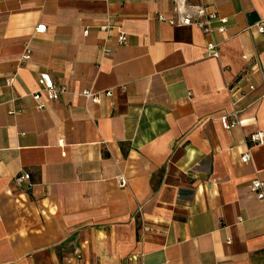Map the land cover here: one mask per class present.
Here are the masks:
<instances>
[{"label":"crops","instance_id":"1","mask_svg":"<svg viewBox=\"0 0 264 264\" xmlns=\"http://www.w3.org/2000/svg\"><path fill=\"white\" fill-rule=\"evenodd\" d=\"M189 2L0 0V264H264V0Z\"/></svg>","mask_w":264,"mask_h":264},{"label":"built area","instance_id":"2","mask_svg":"<svg viewBox=\"0 0 264 264\" xmlns=\"http://www.w3.org/2000/svg\"><path fill=\"white\" fill-rule=\"evenodd\" d=\"M175 1V7H176V18H172L169 20V22L181 26H187V25H196L200 29L203 30L205 33H211L213 31L212 22L214 20H218L221 22V25L218 27V30L220 32H223L226 30V24L228 23V20L226 17H220L218 13L215 12H209L207 7L204 4H192L189 2V0H174ZM161 19H164L163 15H160ZM47 29V26L40 24L38 26V31H45ZM261 31H264V24H260ZM86 33H88L86 31ZM120 42H125L126 38L123 35H120L118 37ZM207 49L210 51V53L217 57L220 55V50L218 49V45L214 41H210L207 45ZM31 50L27 49L26 53L23 55L24 60L31 59ZM38 89L35 91V96L41 97L44 95L47 100L50 101H56L62 94L66 92L65 85H62L58 82H55L53 79L52 74L49 71H44L41 73V75L38 78L37 81ZM253 87V86H251ZM85 97L91 98L94 101H99V97L92 92L90 89H86L82 93ZM107 95L110 96L111 93L107 92ZM44 103L40 105L42 107ZM221 121L225 128L230 129L234 127L235 124L238 123V120L234 118L233 120H230L228 116H223L221 118ZM252 140L258 143L264 142V131H257L254 132L251 135ZM250 154L245 153L242 156V160L244 162L250 160ZM30 174L28 173H19L16 177V182L19 185H22L26 180L30 179ZM119 182L121 185L126 184V180L123 176L118 177ZM251 189L259 195L260 198L264 199V181H262L259 178H255L252 180Z\"/></svg>","mask_w":264,"mask_h":264}]
</instances>
